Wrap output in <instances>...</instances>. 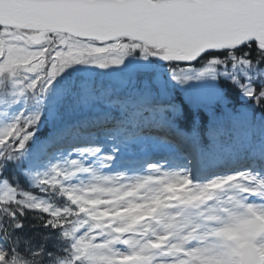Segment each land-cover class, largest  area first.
Segmentation results:
<instances>
[{
  "label": "snow or ice",
  "instance_id": "1",
  "mask_svg": "<svg viewBox=\"0 0 264 264\" xmlns=\"http://www.w3.org/2000/svg\"><path fill=\"white\" fill-rule=\"evenodd\" d=\"M0 264H264V0H0Z\"/></svg>",
  "mask_w": 264,
  "mask_h": 264
}]
</instances>
